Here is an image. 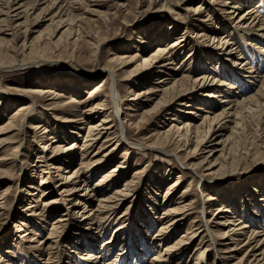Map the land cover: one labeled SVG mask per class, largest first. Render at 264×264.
Returning <instances> with one entry per match:
<instances>
[{"label": "bare ground", "instance_id": "obj_1", "mask_svg": "<svg viewBox=\"0 0 264 264\" xmlns=\"http://www.w3.org/2000/svg\"><path fill=\"white\" fill-rule=\"evenodd\" d=\"M81 1L84 2V0ZM157 1L163 2V6H167L168 0H151L150 5ZM182 1L187 2V0ZM61 2L63 0L49 1V9L58 8L55 14L47 19L50 24L32 41L29 42L25 39L19 47L16 43L18 33L25 24L21 22V19L25 18L28 22L30 19L29 11L33 9V4L27 3L25 0H7L4 3L0 0V72L26 70L46 63H61L66 59L73 60L77 56L76 53L83 50L84 46H89L92 50V61L98 60L99 49L106 39L93 42L88 38L89 40H85L86 44L83 45L81 43L83 38L81 23L78 25L79 22L77 23L75 20L76 17L74 18L72 14H69L70 6L66 7L67 5L61 4ZM206 2L208 4L200 3L195 6H185L184 15L174 13V21L186 25L185 31H189L191 24L194 26L199 24L200 27L204 28L213 22L215 11L224 15V17L221 16L226 21L238 18L233 23V27L240 33L242 42L234 41L235 37L231 36L233 31L231 33L227 31L223 34L214 31L212 36L211 44L216 50L215 52L222 56L219 59L222 60V67L228 70L226 74L219 73L224 75L222 77L212 75L208 71L197 75L195 72L190 73L186 69V65L193 57L190 55L187 60L181 61L176 68L173 67L177 56L175 51L185 47L186 40L183 38L188 35L184 34L166 45L164 41H160L156 49L151 52L137 50L138 52L134 54H119L115 50L111 51L108 54V63L103 68V71L106 72L104 77L106 79H102L89 90L87 97L82 98L80 96L81 86L77 79L69 82L70 84L76 82L74 83L75 94L69 97H65L66 86L64 82L61 83L62 85H55L54 87L44 88L29 85V88L19 90L18 93L24 95L27 101L21 105L20 109L9 115L6 124L0 128V136L16 131L20 143L12 149L13 153L0 157V177H5L15 165L17 166L19 159L24 163L27 161L26 158L28 159L29 153L21 148L23 141L31 135L33 138H40L37 159L30 164V167H32V173H35L34 171L41 172L38 188L42 193L40 198L35 199L33 195L36 192L33 189L36 187L33 184L27 185L26 196H29L33 201L24 209L28 212L26 216L30 217L29 220L47 222L48 217L46 219L44 216L48 210H54L61 203L66 202L67 204L65 211L52 221L48 236L40 240L35 246L38 253H48V262L60 263L59 254L63 253V244L58 231L63 230L67 222L72 219L74 216L72 211L76 209L77 205H83L85 208L82 212L85 223L82 225L87 228V231H91L93 237L104 234L105 232L102 233L99 228L104 224L107 227L120 206L132 198L134 187L137 186L135 182L141 178L145 169L139 168L130 179H125L122 188H116L112 192L108 191L109 193L106 191L114 185L121 169L126 166L123 165L126 163L124 160L106 171L94 186H91L90 176L87 177V175L99 170V166L100 168L108 166L114 160L115 150L124 144V140L130 141L129 130L132 127L138 130L137 134L140 135L141 124L159 114L166 106L185 101L186 98L195 96L199 91L206 88L209 90L208 96L218 99L219 104L213 106L209 104L207 107H211L203 110L195 106L199 104H195L196 101L188 102L185 107L189 109L182 111L186 116L175 115L170 119L169 127L159 132L154 139L142 141L134 146L129 145L128 142L127 148L124 149L125 158L130 155V150H136L139 151L137 155L142 160L146 157L145 149L174 156L181 166L199 174L202 179L204 178L202 182L204 187L201 189L203 196L200 200L201 210H196L194 200H186L188 196V190H186L178 198L183 200L171 199L169 205L164 209L163 216L158 217L161 225L155 235L157 242L154 238L152 243L158 245L160 250L153 254L145 264H171L172 259L175 258H178L175 264H180L183 253L194 243L196 246H194L190 256L193 254L192 257L196 256V258L192 264H205L203 259L212 252L217 254L220 260L223 259L226 264H264V216L260 217V213L256 214L255 211L251 212L248 209L243 210L240 215L227 203H222L213 208V201L221 196V191H217V189L230 182L232 178L229 176L232 177L234 174L232 170L236 169L243 161L264 154V14L260 11V7L254 6L239 15L241 6L235 1L206 0ZM126 6V4L121 5L122 8H126ZM188 15L190 16L188 17ZM119 16H121L120 13ZM77 21L82 20L77 19ZM65 26L67 28L60 37H57ZM219 26L221 27L222 24ZM219 26L216 25L215 28L218 29ZM178 27L174 28L178 29ZM171 29L173 30V27L170 25ZM45 31L50 36L47 43H44L42 39ZM198 34V39L201 42L198 39L194 40L197 50L201 43H206L209 39L207 33L200 32ZM189 38L192 37L188 36L187 39ZM139 42L145 43L141 40ZM224 58L226 61L223 60ZM133 64L135 65L127 73ZM231 71L234 72L233 75L228 74ZM146 73L156 74V76L163 74V76L155 78V85L146 89H137L136 79L140 80ZM242 77L248 81L243 80ZM108 82L112 83V90L110 91L112 104L116 107L115 114L120 120L122 130L118 129L114 121L110 119L111 115L107 109L106 99H100L93 103L98 97L97 94ZM121 82H126L125 86H128L125 96H121ZM1 85L0 81V101L4 98L1 93V90L4 89ZM4 91L10 93L6 89ZM153 101L154 103L150 107L143 110V114L150 117L146 120L137 121L133 112L137 113L142 109L144 103ZM215 108L222 109L220 112L214 113ZM198 109L203 110L205 114H199ZM55 120L66 127L58 126L59 129L54 125L56 124ZM225 122H230L233 126L230 127L229 135L217 142L216 137L222 134L223 129L229 128ZM250 122H254L249 125L254 126V129L256 128L254 137L252 136L253 142L250 143V147H244L245 151L240 153L238 146L243 140L244 132L249 130L248 123ZM54 126L57 128L54 129ZM82 129H86V131L81 135ZM64 136L65 138L69 136V139L71 137L78 138V140L64 145L62 144L65 140ZM41 140L44 141L41 142ZM6 142H8L6 138H0V149ZM114 144L116 145L113 146ZM193 144L195 145L194 149L190 148L187 152L190 154L183 157L180 154L184 150L183 148H189ZM206 144L208 147L218 146L211 148L209 155L202 162H194V159L198 158L195 153L202 150ZM219 146L221 148H218ZM78 148H80V159L78 158L80 162L78 166L73 167L75 159L77 160L75 153H77ZM213 152L220 154L213 163L208 164L205 168L204 164ZM125 169L127 170V167ZM51 182L54 183V186L45 189V186ZM208 182L211 183L208 185ZM217 182L223 183L217 185ZM180 183V179L171 183L165 197L170 198ZM9 189L10 187L4 188L0 194V212L7 209L6 196ZM53 193L57 195L47 200L44 199ZM100 193L102 195L98 196ZM94 200H96L95 204ZM34 201L42 202V207ZM38 207H40L41 212H37ZM198 211L199 213H197ZM209 211L213 212L211 217H209ZM122 218H124L123 215H119L116 218L117 222ZM123 223L124 221L114 228L115 234H118L123 228ZM187 223L189 226L185 233L175 242L169 243L180 228ZM21 224L26 225L23 221ZM22 231L23 229L18 226V232ZM32 234V230L21 234L19 236L22 239L21 242L32 243L40 235V233H34L36 238H30ZM106 240L101 246L112 244V246L110 245L112 248L102 249L100 247V252L97 254H93L94 252L81 253L76 249L71 250V253L81 260L80 264H144L142 258L147 251H150L151 247L153 248V244L143 242L141 248L125 249L124 252L123 249H119L115 258L103 262L107 254L112 251L115 243L112 236ZM106 252L108 253L106 254ZM57 257L58 260L55 259ZM127 259L129 261L125 263Z\"/></svg>", "mask_w": 264, "mask_h": 264}, {"label": "rangeland", "instance_id": "obj_2", "mask_svg": "<svg viewBox=\"0 0 264 264\" xmlns=\"http://www.w3.org/2000/svg\"><path fill=\"white\" fill-rule=\"evenodd\" d=\"M25 1L27 3L33 4V9H30L29 11L30 19H28V22L25 18L21 19V22L25 24H23L24 26L21 27V30L18 33V40L16 43L19 47L25 39L30 42L36 36H38L41 31L46 30V27L48 24H50V21L47 19L55 14L58 9H49L48 4L51 0ZM150 1L151 0H142V2L141 0H84V2H80V0H63L61 4L67 5L66 7L70 6L69 14H72L73 16H71L74 18L76 17V22H79L78 25L80 23L82 24H80V26L82 31L81 33L83 34L81 42L83 45H85L86 41L89 39L93 42H99L101 39H106L99 49V53L97 55L98 60H95V62L92 61V50L89 48V46H84L83 50L79 51L78 49L79 52L76 53L77 56L73 60L66 59L61 63H46L35 66L34 68H28L26 70L19 69L14 71H1V86L4 90L6 89L10 93H6L4 90H1L4 98H2V101H0V128L6 124L11 113L17 111L20 109L21 105L26 103L27 98L18 92L19 90L27 89L30 86L46 88L54 87L55 85H62L61 83L64 82L66 86L65 97H69L74 95L76 90L74 88V83L76 82L73 84H70L69 82L77 79L81 86L80 96L82 98L87 97L89 95V90H91L102 79H106L104 78L106 72L103 71V68L108 63V54L113 50L119 54H134L138 52L137 50H140L141 52H151L156 49L160 41H164V44L166 45L174 39H178L185 34L192 38L187 39L188 36H185L183 38L186 40L184 43L185 47L175 51L177 56L176 61L173 64L174 68H176V66H178L181 61H185L190 56H193L191 61L188 62V65H186V69H188L190 73L195 72V75H197L208 71L212 73V75H220L222 77L224 75L219 73L226 74V72H228V70L222 67V60H219L222 58V56L215 52L216 50L211 44L212 36L214 31H217L219 34H223L227 31L228 33H231L233 31L231 36L233 38L235 37L234 41L239 40V42H242L240 33L233 27V23L238 18L226 21L222 18L224 15L221 14V16L218 11H215V19L213 22L204 26V28L200 27L199 24H195V26L191 24L189 31H185L184 27L186 25L174 21V13H180L184 15L185 6H195L200 3L208 4L206 0H187V2L182 0H168L167 6H163V2L160 3L159 1L150 5ZM230 1H235L236 3L240 4L241 9L239 10V15L243 14L246 10L254 6L260 7V11L264 14V0ZM1 2L4 3L7 2V0H1ZM122 4H126V8H122ZM162 7H164V9H162ZM119 13L121 16H119ZM116 15H118V17H116ZM189 16L190 15H188V17ZM77 19L82 21H77ZM219 24H222V26L220 27ZM170 25L173 27V30H170ZM216 25L219 26L218 29L215 28ZM177 26H179L178 29H175ZM66 28V26L63 27L57 37H60L61 33ZM200 32L207 33L209 35V39L206 41L207 44L201 43L197 47L199 48L197 50L194 40L199 38L198 33ZM42 36L44 43H47L49 41L48 39L50 38L47 31H45ZM140 40L144 41L145 43H140ZM198 40L201 42L200 39ZM242 48L244 50V47ZM223 60L226 61V58ZM223 63L225 64V62ZM134 65L135 64L129 67L127 73ZM212 70L216 71L214 72ZM228 74L233 75L234 72L231 71ZM161 76H163V74H158L156 76V74L153 75L146 73L145 76L140 78V80L136 79L138 83L137 89H146L152 85H155V78H159ZM242 78L245 80L244 77ZM245 81H248V79ZM125 83L126 82H121V96H125L128 90V86H125ZM111 85L112 83L108 82L102 91L97 94L98 97L93 101V103L100 99H106L107 109H109L111 115L110 119L114 121L118 129L122 130V126H120V120L118 116H116L117 114H115L116 107L114 104H112L113 101L110 94V91L112 90ZM208 91L209 90L205 88L202 91H199V93L195 96L186 98L185 101H181L178 104L172 103L171 105L166 106L159 114L150 118L146 123L141 124L142 131L140 132V135L137 134L138 130L132 127V129L129 130V145L134 146L138 145L142 141H146L148 139L152 140V138L154 139L159 132H162L169 127L171 123L170 119L172 117H175V115H181L182 117L186 116V114H183L182 111L189 109L188 107H185L188 102L196 101L195 104H199H196L195 106H198L203 110L210 108L214 104H219L218 99L216 100L208 96ZM153 103L154 101L144 103L141 110H139L137 113L133 112V114L136 115L135 117L137 121L146 120L150 117L144 115L143 110L150 107ZM209 104H211V106L207 107ZM200 109H198L199 114H205L203 110ZM221 109L222 108H215L213 111L214 113H217L220 112ZM51 121L54 122V120ZM55 122L56 124L54 125L57 127H66L58 123L56 120ZM251 123L253 124L254 122L248 123L249 130L244 132L243 140L238 146L240 153L245 151L244 147H250L253 142L252 136L254 137V130L256 128L254 129V126H250L252 125ZM225 124L228 125L229 128L223 129L222 134L216 137L217 142L222 138H226L230 133V127L233 126V124L230 122H225ZM55 126L53 127L54 129L57 128H55ZM58 128L60 129V127ZM85 131L86 129H82L81 135L84 134ZM0 138H6L8 141L5 143L3 148L0 149V157L5 154L13 153L12 149L20 143V141H18L20 139L16 135V131L2 134ZM39 139L40 138H33L31 135L29 138H27V140L23 141V146L21 148H24L25 151L29 153L28 159L26 158L27 161L24 163L19 159L17 166H14L15 168L13 167V169L10 170V172L6 174L5 177H0V194L4 188L10 187L6 196L8 211L7 209H3L0 212V264H53V262L47 261L49 256L48 253H38V250H36L35 246L38 245L40 240L48 236L52 221L60 213L65 211V206L67 205L66 202L59 204L54 210H48L46 215L44 214L45 216L42 215L46 219L48 217L47 222L33 219L29 220L30 217L26 216L28 212L24 210L26 206H28V204L33 201V199L29 198V196H26L27 185L33 184L36 187L33 189L36 192L33 195L35 199L40 198L42 193V191L38 188L41 180V172L34 171L35 173H32V167H30V164L34 163V161L37 159L38 147L40 145ZM64 139L65 140L62 142L64 145H68L71 142L78 140V138L76 139L74 137L69 139V136H67V138L64 136ZM79 139L81 140L80 137ZM42 141L44 140H41V142ZM123 142L125 145L123 144L118 150H115L116 154L114 155V160L108 166H105L104 168H100L99 166V170H96L92 174L89 173L86 175L87 177L90 176L91 186H94V184H96V182L101 179L102 175L106 173V171L118 163L123 162L124 160L126 163L123 165H126L125 167H127V170L125 167L121 169V173L116 177L114 185L110 186L108 188L109 190H105L107 193H109L116 188H122L125 179H130L132 175L136 174V171L139 168H143L145 170L141 175V178L137 179L135 182V185L137 184V186L134 187L132 198L120 206L114 218L109 222V224L107 223V227L104 224L101 226V228H99V231L105 233L99 234L97 237H93L92 232L87 231V228L82 225L85 223V220L83 219L84 213H82L85 208L83 205H77L76 209H73L72 211L74 214L72 219L67 222L63 230L60 229L58 231V235L60 236L63 244V253L61 252L62 254H59V264H74L75 262L80 264L79 262L81 260L74 257V254L71 253V250L76 249V251L79 250L78 252L81 253L94 252L93 254H97V252H100V247L105 249L112 246V244L101 246L104 244L105 240H108L111 236L115 242L114 247L109 254L106 252L107 256L104 258L103 262H105L107 259L115 258V256L119 253V249H123L124 252L125 249L130 250L139 247L141 248V244L143 242L153 244L152 239L154 238L157 242L155 235L161 225V221L158 219V217L160 218L163 216L164 209L169 205L171 199L179 201L180 199L178 198L186 190H188V196L186 197V200H194V206L196 207V210H201L200 200L203 197L201 189L204 187L202 186L204 178L202 179L199 174H196L192 170L181 166L178 159L174 156L163 154L156 150L145 149L144 152H146V157L144 156L145 158L142 160H140V156L137 155L139 151L130 150V155L125 158L124 149L127 148L126 144L128 142L126 140ZM115 145L116 144L113 146ZM194 146L195 145L193 144L190 145L189 148H183L184 150L180 154L185 157L186 155L190 154L187 152L190 150V148L194 149ZM214 146L216 147L218 145L208 147L206 144V149L203 147L202 150H199L197 153H195V155H198V158L194 159V162H202L203 159L209 155V150ZM218 148L221 147L219 146ZM79 150L80 148H78L77 153H75L77 160L75 159L74 165H72L73 167L78 166V163L80 162ZM219 154V152H213L206 160L204 164L205 168L208 164L213 163ZM236 169L232 170L234 173L233 176H229V178H232L230 182L225 186L223 185L224 187L217 189V191H221V196L213 201V208L222 203H227L233 207L232 209H234L235 212L240 215L242 214L243 210L248 209L251 212L255 211L256 214L260 213V217L264 216V154H259V156L255 157L254 159L252 158L243 161ZM177 179H180V185L177 187L175 192H173L170 198H166L165 193L168 191L169 185L174 183V181ZM210 183L211 182H208V185ZM217 183V185H222L223 182ZM53 186L54 183L51 182L45 186V189L51 188ZM102 193L98 194V196L102 195ZM56 195V193H53L44 199L47 200L55 197ZM34 202L42 207V202ZM95 203L96 200H94V204ZM40 207L37 208V212H41ZM208 209L209 208L207 207V210ZM197 213H199V211ZM212 213V211H209V217H211ZM119 215H123L124 218L117 222L116 218ZM22 221L23 223H26V225H22ZM123 221V228L118 234H115V232H113L114 228L120 225ZM18 226L23 229L22 232H18ZM188 226L189 223L183 225L169 243L175 242L176 239L180 238L181 235L185 233V230ZM31 230L33 231V234L30 235V238H36V234L34 235V233H40V235L37 236V239H35L36 241L32 243H29L28 241L21 242L22 239L19 236L23 233L31 232ZM155 245L156 244H153V248L151 247L150 251H147L146 255L142 258L144 264L151 259L153 254H156L158 250H160V247ZM194 246H196L195 243L183 253L184 255L182 254L183 258H181L180 264H192V262L195 261L196 256L192 257L193 254L190 256ZM59 258L57 257L55 259L58 260ZM128 261L129 259H127L125 263ZM177 261L178 258L172 259L171 264H175ZM203 262L205 264H226L223 262V259L220 260L219 256L214 252L209 254L207 258L203 259ZM230 262L231 260L229 263Z\"/></svg>", "mask_w": 264, "mask_h": 264}]
</instances>
